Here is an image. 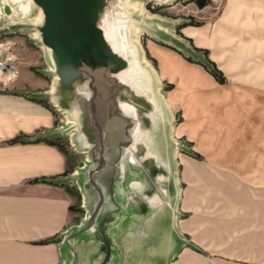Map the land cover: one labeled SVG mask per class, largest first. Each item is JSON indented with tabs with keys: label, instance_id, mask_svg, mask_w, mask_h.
Wrapping results in <instances>:
<instances>
[{
	"label": "water",
	"instance_id": "1",
	"mask_svg": "<svg viewBox=\"0 0 264 264\" xmlns=\"http://www.w3.org/2000/svg\"><path fill=\"white\" fill-rule=\"evenodd\" d=\"M196 1L199 7L207 3ZM131 4L0 0V19L7 20L0 35H28L43 53L41 73L51 79L44 92L20 94L47 102L65 118L33 141L67 137L73 151L85 154L66 179L49 181L69 182L82 196L78 224L55 238L62 264H167L182 242L171 120L155 69L134 38L145 20ZM33 9L35 19L24 20Z\"/></svg>",
	"mask_w": 264,
	"mask_h": 264
},
{
	"label": "rangeland",
	"instance_id": "2",
	"mask_svg": "<svg viewBox=\"0 0 264 264\" xmlns=\"http://www.w3.org/2000/svg\"><path fill=\"white\" fill-rule=\"evenodd\" d=\"M131 2L145 20L136 25L134 38L155 69L171 120L169 145L176 150L183 220L201 214L206 229L209 214L229 212L222 197L264 195V0H207L204 7L196 0ZM37 14L33 9L24 20ZM189 29L199 33L187 35ZM17 41L34 60L30 70L42 69L41 49L18 32L0 35V44L10 42L0 45V55L13 56L17 45L11 42ZM152 47L163 52L160 57L152 55ZM204 63H213L219 78ZM22 66L26 71L28 65ZM51 112L58 127L65 118ZM59 145L70 154L72 171L84 164L85 154L73 151L67 137Z\"/></svg>",
	"mask_w": 264,
	"mask_h": 264
},
{
	"label": "crops",
	"instance_id": "3",
	"mask_svg": "<svg viewBox=\"0 0 264 264\" xmlns=\"http://www.w3.org/2000/svg\"><path fill=\"white\" fill-rule=\"evenodd\" d=\"M185 33L196 36L199 32ZM19 35L35 46L28 35ZM11 44L17 45L13 47L14 74L7 78L5 73L0 81V264H62L55 238L78 224L84 214L82 196L69 182H49L64 180L73 172L70 154L59 145L62 139L33 141L57 128L51 110L55 112L47 102L20 92H44L51 79L41 69L30 70L34 60L27 56L23 42ZM161 52L151 48L155 57ZM41 58L44 69L42 51ZM22 65H28L26 71ZM224 197L231 205L229 212L209 214L206 229L200 223L203 215L195 213L183 220L179 207L176 227L182 242L167 264H264V195ZM47 239L54 241L40 243Z\"/></svg>",
	"mask_w": 264,
	"mask_h": 264
},
{
	"label": "built area",
	"instance_id": "4",
	"mask_svg": "<svg viewBox=\"0 0 264 264\" xmlns=\"http://www.w3.org/2000/svg\"><path fill=\"white\" fill-rule=\"evenodd\" d=\"M14 67V59L12 55L6 56L4 59H0V71L4 72Z\"/></svg>",
	"mask_w": 264,
	"mask_h": 264
},
{
	"label": "trees",
	"instance_id": "5",
	"mask_svg": "<svg viewBox=\"0 0 264 264\" xmlns=\"http://www.w3.org/2000/svg\"><path fill=\"white\" fill-rule=\"evenodd\" d=\"M211 66L213 67L211 70H208L213 76H215L216 78H219L220 74H219V71L215 68L214 64L213 63H210ZM51 241H54V239H47V240H44L42 242H40L41 244H45V243H48V242H51Z\"/></svg>",
	"mask_w": 264,
	"mask_h": 264
},
{
	"label": "bare ground",
	"instance_id": "6",
	"mask_svg": "<svg viewBox=\"0 0 264 264\" xmlns=\"http://www.w3.org/2000/svg\"><path fill=\"white\" fill-rule=\"evenodd\" d=\"M10 70H11V69H9V70H7V71H4V72H2V73H3V74H5L6 72L8 73Z\"/></svg>",
	"mask_w": 264,
	"mask_h": 264
},
{
	"label": "clouds",
	"instance_id": "7",
	"mask_svg": "<svg viewBox=\"0 0 264 264\" xmlns=\"http://www.w3.org/2000/svg\"><path fill=\"white\" fill-rule=\"evenodd\" d=\"M157 180L159 181L160 180V177H157Z\"/></svg>",
	"mask_w": 264,
	"mask_h": 264
}]
</instances>
